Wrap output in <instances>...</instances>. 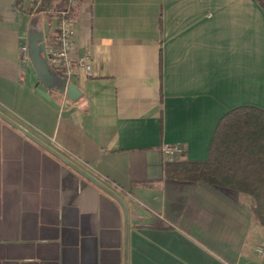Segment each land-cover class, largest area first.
<instances>
[{
  "label": "crops",
  "instance_id": "obj_1",
  "mask_svg": "<svg viewBox=\"0 0 264 264\" xmlns=\"http://www.w3.org/2000/svg\"><path fill=\"white\" fill-rule=\"evenodd\" d=\"M39 3L0 0V111L124 198L128 251L120 204L0 117V264H264L252 199L169 178L163 151L204 160L225 113L264 108L258 1L80 0L73 53L92 75L76 69L66 107L23 59L31 32L52 42Z\"/></svg>",
  "mask_w": 264,
  "mask_h": 264
},
{
  "label": "trees",
  "instance_id": "obj_2",
  "mask_svg": "<svg viewBox=\"0 0 264 264\" xmlns=\"http://www.w3.org/2000/svg\"><path fill=\"white\" fill-rule=\"evenodd\" d=\"M41 6L68 10L73 15L78 4L68 0H38ZM264 9V0H257ZM47 40L58 37L57 14L46 15ZM169 178L202 182L236 190L249 196L256 222L264 226V108L240 105L230 109L219 120L204 160H168Z\"/></svg>",
  "mask_w": 264,
  "mask_h": 264
},
{
  "label": "water",
  "instance_id": "obj_3",
  "mask_svg": "<svg viewBox=\"0 0 264 264\" xmlns=\"http://www.w3.org/2000/svg\"><path fill=\"white\" fill-rule=\"evenodd\" d=\"M28 56L33 65L34 71L37 75L38 81L36 83L37 91L45 97L47 100L51 101L56 107H61L59 103V98L64 96L66 103L64 107L68 106L71 102H75L80 97L78 92L80 89L70 82L68 78L61 76L54 66L48 61L47 58V45L40 34L33 31L30 34L28 40ZM0 117L20 131L25 136L32 139L42 148L50 152L52 155L60 159L66 165L74 169L84 178L91 181L97 187L112 196L122 207L124 213V227H125V252L127 255L128 249V237H129V208L124 200V198L116 192L113 188L105 184L103 181L89 173L87 170L82 168L80 165L72 161L68 156L60 152L59 150L52 147L50 144L42 140L40 137L33 134L23 125L17 123L15 120L10 118L8 115L0 111ZM142 212V211H140Z\"/></svg>",
  "mask_w": 264,
  "mask_h": 264
},
{
  "label": "built area",
  "instance_id": "obj_4",
  "mask_svg": "<svg viewBox=\"0 0 264 264\" xmlns=\"http://www.w3.org/2000/svg\"><path fill=\"white\" fill-rule=\"evenodd\" d=\"M71 4H78L77 0H68ZM40 2V1H39ZM39 10L43 14H57L59 21L57 23L58 37L47 46L48 61L54 66L57 72H61L68 80L73 77L76 69H80L86 76L92 75L93 58L90 53L84 55H75L73 53L72 38L75 34V29L72 25V15L68 10H55L50 5L41 6ZM23 59L28 57V46L22 47ZM163 151L170 160L174 158L176 153L182 152V148L167 143L163 147ZM256 252L264 257V240L256 246Z\"/></svg>",
  "mask_w": 264,
  "mask_h": 264
}]
</instances>
